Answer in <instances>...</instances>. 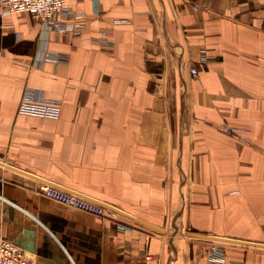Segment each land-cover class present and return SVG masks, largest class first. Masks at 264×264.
I'll return each mask as SVG.
<instances>
[{
    "label": "crops",
    "instance_id": "0c3cea01",
    "mask_svg": "<svg viewBox=\"0 0 264 264\" xmlns=\"http://www.w3.org/2000/svg\"><path fill=\"white\" fill-rule=\"evenodd\" d=\"M66 7L69 33L0 13V236L33 264H264V0ZM26 89L61 117L20 115Z\"/></svg>",
    "mask_w": 264,
    "mask_h": 264
},
{
    "label": "built area",
    "instance_id": "2783aa9c",
    "mask_svg": "<svg viewBox=\"0 0 264 264\" xmlns=\"http://www.w3.org/2000/svg\"><path fill=\"white\" fill-rule=\"evenodd\" d=\"M68 0H0V13L3 16L28 13L35 20L41 21L49 30H57L69 33L76 30L75 27L66 26L62 19L70 13L66 7ZM73 28V29H72ZM78 28V27H77ZM107 44V43H106ZM205 60V59H204ZM191 74L198 76V70L194 66ZM18 113L22 116L58 120L62 114L59 103L45 101L36 98L30 89H26L23 99L20 101ZM225 132L230 130L225 128ZM45 195L65 206L76 208L82 212L98 217H105L107 211L103 205L74 193L58 190L52 187H44ZM116 217L120 212H108ZM118 213V214H117ZM117 214V215H116ZM226 250L217 242L210 243L206 250L208 264H225L227 260ZM150 264H160L159 260L151 257L148 259ZM0 264H33L31 257L20 246L8 241L0 236Z\"/></svg>",
    "mask_w": 264,
    "mask_h": 264
},
{
    "label": "rangeland",
    "instance_id": "374dc122",
    "mask_svg": "<svg viewBox=\"0 0 264 264\" xmlns=\"http://www.w3.org/2000/svg\"><path fill=\"white\" fill-rule=\"evenodd\" d=\"M39 181V185H38V188H37V191L40 193V194H42V195H44L45 197H47L46 195H45V193H44V187H52V188H55V189H58V190H62V191H66L67 193H72V192H69V191H67V190H65V189H63L62 187H59L58 185H55V184H53V183H51V182H48V181H42V180H38ZM75 195H78V196H81V195H79V194H77V193H74ZM83 197V196H82ZM1 199H3V201H5V202H7V203H12L14 206H15V204L12 202V201H9L8 199H5L4 197H0ZM50 199V198H49ZM57 202V201H56ZM59 203V202H58ZM60 204H62V203H60ZM63 205V204H62ZM63 206H65V205H63ZM17 207V206H16ZM66 208H69V209H73V210H77V211H80V210H78V209H76V208H72V207H69V206H65ZM118 214V213H117ZM116 214V215H117ZM105 217L107 218H117L118 217V215L116 216V217H114V216H111V214L110 213H106V215H105ZM221 247H223L225 250H226V246L227 245H225V244H219ZM239 245V244H238ZM240 245H246V244H240ZM246 246H251V245H246Z\"/></svg>",
    "mask_w": 264,
    "mask_h": 264
}]
</instances>
